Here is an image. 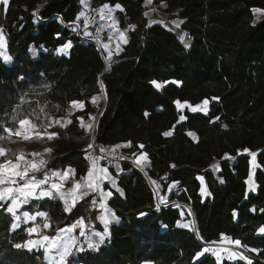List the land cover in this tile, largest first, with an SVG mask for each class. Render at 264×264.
<instances>
[{
    "label": "trees",
    "instance_id": "16d2710c",
    "mask_svg": "<svg viewBox=\"0 0 264 264\" xmlns=\"http://www.w3.org/2000/svg\"><path fill=\"white\" fill-rule=\"evenodd\" d=\"M159 1L166 11L178 10V28L150 21L145 0H92L94 7L120 6L116 20L128 40L111 59L103 47L106 30L95 42L88 40L93 33L73 30L81 0H8L0 5V26L13 57L10 63L0 58V138L5 149L0 162L43 151L40 133L55 134L69 146L54 156L44 153L45 166L32 173L36 178L69 168L74 180L82 178L90 166L92 142H130L125 148L129 153L148 155L147 170L161 194L159 209L151 180L138 168L130 162L109 166L117 188L108 205L119 220L109 225L110 234L98 251H72L67 264H247L219 262L211 253L194 259L203 243L223 235L259 250L252 264H264V234L258 233L264 226V18L255 22L253 12L264 9V0ZM184 30L191 36L189 47L180 40ZM68 42V53H59ZM205 100V113L177 107L178 101L195 105ZM76 101L84 108L73 110ZM89 120L92 130L85 126ZM21 121L35 127L38 142L21 140ZM169 131L172 135L165 136ZM250 152L260 165L256 190L247 184ZM200 177L209 191L206 198L200 193ZM170 186L174 192L168 194ZM98 204L95 193L71 211L57 197L33 199L22 210L46 213L37 220L38 234L27 232L29 224L11 230L13 218L1 207L0 264H49L44 250L14 245L41 234L54 236L81 218L86 229L104 231ZM183 204L192 211L195 227L180 224Z\"/></svg>",
    "mask_w": 264,
    "mask_h": 264
},
{
    "label": "rangeland",
    "instance_id": "374dc122",
    "mask_svg": "<svg viewBox=\"0 0 264 264\" xmlns=\"http://www.w3.org/2000/svg\"><path fill=\"white\" fill-rule=\"evenodd\" d=\"M1 4H3L2 0H0V5ZM81 6L82 7H81L80 14H79V20H78V22H75L74 23L75 25H72V27L76 31H79V29L82 28L85 32L88 33V35L90 33H93L94 37L91 38L93 40L96 39L95 36L98 35L100 33V31L106 30L108 33V42L104 43L103 47H104V50L106 52L107 59L113 58L116 54L119 53V51L123 48V46L125 45V43L128 40L127 30H123V29H120L118 27L117 20H116L117 19V11L115 9H111V8H104V7H99V6L94 7L92 4V0H81ZM145 8H146V15L150 21H152V22L153 21H161L164 24L171 26V27H174V28H178L177 25L180 26V19L177 16L178 13L176 12V10H173L170 12L166 11L162 2H160V1L156 2V0H145ZM101 15H103V17H104L103 19H101ZM85 20H87V24H88L87 28H85ZM0 34L3 35V37L6 41L5 34H4V31H3L1 26H0ZM122 36H123V38H121ZM125 40H126V42H125ZM61 48H59V50H58L59 53H63V54L68 53L69 48L64 52L60 51ZM0 51H5L7 54H9L7 47L4 49H0ZM5 63H10V62H5ZM203 102L195 104V105L191 104L190 102H180L179 104L177 103V107L181 112H184L186 109L191 110L193 107L199 106ZM181 104H183L184 107H180ZM72 109L78 110L76 108V105H73ZM199 109H200V106H199L198 110ZM73 110H70L68 115ZM80 120L83 121L82 118H80ZM91 120L87 121L85 123V126L88 129L92 130V127H89V125L92 126V124H90ZM17 135L21 138L22 141L30 142L34 139V141L38 142V140H36V138H37L36 135H38L37 131H36L35 127L29 122L22 124L21 130L17 132ZM39 135H40L39 137L44 138L43 141H44L45 147H44L43 151L33 153V156H31V157H25L22 154H19L15 159L6 160V161H4L5 163L0 162V164H3V163L7 164V168L4 170V172L8 173L10 175L9 181H8L9 183H10L11 179H15L16 182H18V184H22L24 180H26L28 178L35 177L32 173H34L35 171L41 170L45 166V163L41 164V161L45 162V158L43 157L44 153H47V154H50L51 156H54L60 152H63L69 146L68 142H66L64 140H57V139H55V137L52 134H41L40 133ZM25 137H27V138H25ZM2 141H3V139L0 138V149H2L4 154H5V149L1 147ZM41 145H43V142L40 143V146ZM114 147L121 149V151L123 153H125L128 157H130L134 161V163H136L143 170H147L146 167L143 165L144 164L143 161L140 160V157L144 154L139 155L140 152L139 153L138 152L129 153L128 150L125 149L126 147L122 146V145L114 146ZM239 152L242 153L241 150ZM0 157H2V156H0ZM137 161H140V162L137 163ZM9 162H11V163H9ZM33 165L36 166L35 169L33 168ZM90 166L92 167V169L94 171H96V169L99 168V171H97L95 175L91 176V177H95V178H91L89 180V183L81 182L80 183L81 188L76 189L75 193H81L82 194L83 192L88 191L89 194L87 196H89L91 193H95L97 195V197L99 198V204L101 202H104L105 205H107L108 204L107 198L109 196L105 197L104 195L101 194V191H99V190L98 191H92L91 188L85 187V185L86 184H92L94 186L96 184H99L100 189L102 190L103 193L106 194L108 192H111V194H112L113 181H116V180L114 179V177H112V173L110 171L109 165L103 164V163H100L97 161H92L90 163ZM212 167H213V169H214V167L217 168L218 167L217 163L213 164ZM17 173L25 174L24 179L21 180L20 176L17 175ZM56 173H59V175H56ZM56 173L51 172V173L45 174L43 176V177H45V176L49 175V179H48L49 182L47 183L48 186H49L50 181H57V182L60 181L65 186H70V185L74 184L75 180L73 179L72 176H70V177L68 176V178L66 180L61 179L63 177L65 171H57ZM106 176H111L112 179H105L104 177H106ZM146 176L151 180L153 186L156 187V179H154L152 176H150L149 173H146ZM114 188H117L116 184H115ZM167 192H168V194L174 192L173 187L170 186L169 190ZM56 194H54V195H56ZM57 195H59V194H57ZM87 196H82V198L87 197ZM60 198H61V196H60ZM65 199H67L69 205H71L70 204L71 202L69 201V199L66 196H65ZM164 199L165 198L163 197L162 200L164 202H166L167 200H164ZM63 204L66 208L64 200H63ZM99 204H98V207H99ZM175 204L178 206H181L180 203L179 204L175 203ZM184 205H183V207H185ZM106 209H108V208L106 207ZM185 209H186V212L181 209L182 219H181L180 223H181V225L189 224L190 227H192L193 226V218L191 215V211H190L189 207L185 208ZM99 211H100V215H99V219H100V217L102 215H105V209L99 208ZM107 215L109 216V218H111L110 211L107 212ZM100 221H101V219H100ZM102 225H103V222H102ZM109 225H110V223H109ZM109 225H108V227H109ZM73 226H75V228H74V230H72V233L70 236H73V235H75V236L73 237V240H69L68 244L75 242L77 247L83 245L85 249H88L87 248V242H86L87 236L91 235L94 232H101V231H97L94 229L88 230L86 228H83L86 235L80 236L79 232L81 231V227L79 226V223L74 224ZM73 226H71L70 228H72ZM92 238L94 241L99 240V237H96V236H93ZM220 240L222 241V239H220ZM45 244H47V243H45ZM221 244H223V242H221ZM204 248L212 249L213 251H211L209 253H211L216 258V260L219 262H221L224 259L241 260L238 258L229 259V256L232 252L230 250H228L226 247H224L223 245H218V244L215 245L212 242V245L206 244V245H204ZM72 249L77 251L76 248H72ZM72 249H71V251H72ZM217 252L219 253V258H217V255L215 254ZM235 253L242 254L243 256L248 257L249 260L253 259L251 256V254L253 253L252 251H249L248 253H243V252L242 253L235 252ZM55 254L56 253L54 252L48 256L46 255L47 262L49 264H56V261H54L52 259V256ZM242 261H244V260H242ZM142 264H154V263H151L149 261V262H144Z\"/></svg>",
    "mask_w": 264,
    "mask_h": 264
},
{
    "label": "snow or ice",
    "instance_id": "6c2138e0",
    "mask_svg": "<svg viewBox=\"0 0 264 264\" xmlns=\"http://www.w3.org/2000/svg\"><path fill=\"white\" fill-rule=\"evenodd\" d=\"M2 3L4 5H7L8 4V0H2ZM103 7L104 8H108V5H104ZM116 7L120 8L119 5H116ZM257 11L259 12L260 10H257ZM103 18H104L103 15H101V19H103ZM87 26H88L87 20H85V28H87ZM177 27H179V25H177ZM73 30H75V29H73ZM85 35H88V33L85 32ZM56 36H57V38H59L60 34L57 33ZM186 36H188V33L185 32L183 35L180 36V40H181V42L185 43V47H189L190 45L187 42H185V37ZM121 38H123V36ZM125 42H126V40H125ZM70 47H71V43L68 42L60 49V51L64 52ZM4 48H6V41H5L4 37H3V35L0 34V49H4ZM32 51H33V55H35L36 54V50L33 49ZM0 58H2L4 62H12L13 61V57L11 55L7 54L5 51H0ZM153 83L155 84V86L157 88L161 87V85L159 83H157L155 81ZM214 99H219V98H214ZM177 103L179 104L180 102L178 101ZM203 103H204L205 108H206V106L208 104V100H205ZM180 107H184V105L181 104ZM198 108H199V106H196V107H193L191 110L193 112H195V111L198 110ZM200 110H204V109H200ZM179 119L182 121V120L185 119V117L184 116H180ZM217 119H219V117H217ZM25 123H28V122L27 121H21V124H25ZM89 127H92V126L89 125ZM225 127H227V126L225 125ZM7 131H10V130H7ZM53 135H55V134H53ZM164 135L165 136H171L172 132L171 131L166 132V133H164ZM189 135H194V134L193 133H189ZM25 138H27V137H25ZM91 146L92 145L90 144L89 147H91ZM128 146H131L130 142H129ZM139 147L143 148V145H140ZM3 155H4V152H3L2 149H0V156H3ZM253 159H255L254 154H253ZM140 160L141 161H146L147 160V154L145 153L144 155H142L140 157ZM139 162L140 161H137V163H139ZM9 163H11V162H9ZM44 163H45L44 161H41V164H44ZM172 167H175V165H172ZM6 168H7V164H0V184H3L5 182L4 179H3V172H4V170ZM33 168L35 169L36 166L33 165ZM69 173H72L74 175V170L69 168L64 173V175H63V177L61 179L66 180L68 178ZM17 175L20 176L21 180L24 179V175L25 174L17 173ZM56 175H59V173H56ZM89 176H91V173H89ZM104 178L105 179H112L111 176H106ZM48 179H49V177L45 176L42 180L36 181L35 177H32L31 178V182L25 183L22 187L16 189V191L19 192L20 196L23 197L22 203H27L29 197H32L34 199L38 198L36 196L35 192L32 190L33 187L46 183L48 181ZM10 183H15V181L14 180L10 181ZM85 187L91 188L92 191H98L99 190V191H101V194L104 195L105 197L111 196V192H108L106 194L103 193L102 190L100 189L99 184H96L94 186L92 184H86ZM113 187H115V181H113ZM51 188L56 189L57 191H59L60 185L53 183L51 185ZM79 188H81V184L79 182H77L74 185V188L70 189V192L75 193V190L79 189ZM26 189H27V191H25ZM117 191H121V190L117 189ZM13 193H14V190L11 187H8V188H5V189H0V202H4V201H6V199H10L12 201V203H11V205H9L5 209V211L7 213L12 214V216H13L15 221H19L21 219V217L19 215H16L15 209L20 207V206H22V205H17V197L15 195H13ZM51 194L52 193L50 191H41L39 195L42 197V196H50ZM88 194H89L88 191H85L81 195H76L75 199L73 200V203L71 205H69L68 200L65 199V194L64 193H60V196H61V199L64 200V203L66 205V211H71V207L74 206L75 201L81 199L82 196H87ZM121 194H123L122 191H121ZM92 203H93V205L96 204L95 201H92ZM0 207H2V204H0ZM99 208L100 209H105V215H102L100 217V219H101V221L103 222V225H104V231H102V232H94L91 235L87 236V240H86L87 248L91 249V250H96V251L99 250L100 245L104 244L105 238L110 234L109 231H108L109 223H111L112 220H116V221L119 220V217H117L114 212L111 213V218H109V216L107 215V212L109 210L106 209V205H105L104 202H101L99 204ZM157 208L159 209V205H157ZM252 211H255V209H252ZM261 211H264V209H262ZM37 215L44 217V216H46V213L41 212V213H38ZM141 215H143V213ZM23 216L26 218V222H27V220H35V218H36L35 216H31L27 211H25L23 213ZM79 226L81 227V231L79 232V235L80 236H85L86 233L83 230V228H84V220H83V218L80 219ZM17 227H18V224L14 222L11 225V230H16ZM44 227L47 228V227H49V225L45 224ZM183 227L188 228V227H190V225L189 224H184ZM74 228H75V226H73L72 228H70L68 230L72 231V230H74ZM27 232L29 234H32V233L37 232V229L35 227H30V228L27 229ZM258 232L259 233H264V226H261L258 229ZM93 236L99 237V240L98 241H94L93 238H92ZM42 239L45 242L52 241L51 244H45L44 245V250H45V254L46 255H48L51 252H55L56 253L55 255L52 256V259L54 261H56V264H65L66 258L71 255V249L72 248H76L78 252L85 251V248H84L83 245L77 247L75 242H73L71 244H67V243L57 244V243H55V240L58 239V237L57 238H50L48 236H44ZM224 240L228 241L229 243H234L237 246H239L241 244V241L239 239L231 241L228 237H224ZM14 247L17 248V249H20V248L23 247V248H26L28 251H32L35 248L38 251L39 248H40V241L29 239L23 245L17 243V244L14 245ZM248 250L249 251H253V252L259 251L257 249H248ZM211 251H213V250L209 249V248H203L202 251H200V252L195 254L194 259L199 258V257H203V256H205L206 253H209ZM215 254L217 255V258H219V253L217 252ZM233 258H238V259L246 261L247 264H252V261L249 260L248 257L243 256L242 254H237L235 252H232L230 254V256H229V259H233ZM200 264H204V261L201 260Z\"/></svg>",
    "mask_w": 264,
    "mask_h": 264
},
{
    "label": "crops",
    "instance_id": "0c3cea01",
    "mask_svg": "<svg viewBox=\"0 0 264 264\" xmlns=\"http://www.w3.org/2000/svg\"><path fill=\"white\" fill-rule=\"evenodd\" d=\"M160 2H162V3H163V6L166 8L165 3H164L163 1H160ZM104 5H108V4H104ZM104 5H101V6H99V7H103ZM144 5H145V2H144ZM108 8L115 9L116 11L119 9V8H117L116 6H111V5H108ZM175 10H176V12L178 13V10H177V9H175ZM257 10H260V11L258 12ZM253 12H254V20H255V22H257V21H259L260 19L264 18V9H261V8H255ZM153 22H154V21H153ZM181 23H182V20L180 19V25H181ZM5 38H6V36H5ZM6 47H7V38H6ZM122 49H123V48H122ZM122 49H121L120 51H122ZM120 51H119V52H120ZM179 102H180V101H179ZM184 102H186V101H184ZM73 105H76V108H77L78 110L84 108V103H83L82 101H76V102H73V103H72V106H73ZM119 145H122V146L128 147L127 144H113L112 146H119ZM241 151H242V153L245 152L244 150H241ZM138 153H139V152H138ZM142 154H145V153H144V152H140L139 155H142ZM253 154H254V156H255V159H253ZM250 155H251V159H250V166H251V169H250L249 177H248V179H247V184H248V188H249V190H256V188H257V183H256V181H255V173H256V170L260 167V165H259V163H258V161H257L256 153H255V152H250ZM4 163H5V162H4ZM4 163H3V164H4ZM143 163H144L143 165L146 167V169H148V167H149V157H148V155H147V160H146V161H143ZM93 168H94V167H93ZM92 170H93L92 167L89 166V169H88L86 175L83 176V177L80 178V179L75 180V181H74V184H73V185H70V186H65V185L62 184V182H60V181H59V182H57V181H50L49 186L47 185V183H48L49 181H47V182L44 183V184H41V185H38V186H34L32 190L35 192L36 196L38 197V198H35V199H45V198H53V197H57V198H59V199L62 201V203H63V200L60 198L59 195H60V193H64L65 196H66V197L69 199V201L71 202L70 204H72L74 199H71V198H70V194L73 193V192H70V189H73V188H74V185H75L77 182H79V183H81V182H87V183H89V180H90L91 178H95V177H91V176L95 175L96 172L99 171V168H97L96 171H94V170L92 171ZM214 170H215V171H218V167H217V168L214 167ZM56 172H57V171H54V173H56ZM65 172H66V171H65ZM89 173H91V176H89ZM68 176H69V177H70V176L73 177V174H72V173H69ZM9 177H10V175H9L8 173L3 172V179H4L5 182H4L3 184H0V189H5V188H8V187L13 188V190H14L13 195H15V196L17 197V205H22V206H20V207H18V208L15 209V213H16V215H19V216L21 217V219H20L19 221H15L14 218H13V216H12V214H11V216H12V218H13V223L15 222V223L18 224L17 229L20 228V227H21L22 225H24V224H26V225L29 224L30 227H35V228L37 229V232H35V233H33V234H38L39 231H40V223H38L37 220H38V218L41 217V216L37 215L38 213H33V214H32V213L28 212L31 216H35L36 218H35V220H27V222H26V218L23 216V213H24L25 211L22 210V207H23L25 204H27L29 201L33 200L34 198L29 197L27 203H22V201H23V197L20 196L19 192L16 191V189L22 187L25 183L31 182V178H28V179L24 180L22 184H18V182H16L15 179H11V181L14 180L15 183H9V182H8V181H9ZM48 177H49V175H48ZM112 177H114V176L112 175ZM43 178H44V177H43ZM43 178H36V177H35L36 181H40V180H42ZM114 179L116 180L115 177H114ZM199 180H200V183H201L200 193H201V195H202L203 198H206V197L209 196V191H208V189H207V186H206L205 180H204L203 177H200ZM53 183H55V184H59V185H60L59 191H57L56 189L51 188V185H52ZM115 184H116V186H117L116 181H115ZM112 189H113V187H112ZM107 190H108V189H107ZM25 191H27V189H26ZM41 191H50L52 194H51L50 196H42V197H41V196L39 195ZM56 193L59 194V195H57ZM54 194H56V195H54ZM112 196H113V191H112L111 196H109V197L107 198V203H108L109 199H110ZM81 199H82V198H81ZM81 199L76 200V201H75V204H76L78 201H80ZM11 203H12V201H11L10 199H6V201H4V202H0V204H2V207L5 206L6 208H7L9 205H11ZM75 204H74V205H75ZM72 207H73V206H72ZM106 207H107L108 210L110 211V214H111L112 212H114L113 210H111V208L109 207L108 204L106 205ZM0 208H1V207H0ZM190 211H191V210H190ZM114 213H115V212H114ZM113 221H114V220H112V222H113ZM112 222H111V223H112ZM111 223H110V224H111ZM180 224H181V223H180ZM72 226H73V225H72ZM30 227H29V228H30ZM70 227H71V226H69V227H65V228H62V229L59 230L54 236H49V235H46V234H41V235H39L38 237L33 238L32 240H38V241H40V248H39V249H42V250H44V245H45V243L50 244V243L52 242V241H47V242L43 241L42 238H43L44 236H48V237H50V238H57V237H58V239L55 240V243H57V244L67 243V244H68L69 240H73V237L75 236V235L70 236L71 233H72V231H69V230H68V229H70ZM84 228H85V225H84ZM258 233H259V232H258ZM259 234H264V233H259ZM70 237H71V238H70ZM32 251H37V250L34 248ZM72 251H75V250L72 249ZM72 251H71V252H72ZM44 252H45V250H44ZM52 253H54V252H51V253H49L48 255H50V254H52ZM48 255H47V256H48ZM67 258H68V257H67ZM67 258H66V262H65V264H67ZM147 262H149V261H147ZM150 262L153 263L152 261H150Z\"/></svg>",
    "mask_w": 264,
    "mask_h": 264
},
{
    "label": "built area",
    "instance_id": "2783aa9c",
    "mask_svg": "<svg viewBox=\"0 0 264 264\" xmlns=\"http://www.w3.org/2000/svg\"><path fill=\"white\" fill-rule=\"evenodd\" d=\"M188 33V31L184 30L182 32V35L184 33ZM191 36L188 33V36L185 37V42H188L190 40ZM209 103V102H208ZM200 109H204V110H198L201 111L203 113L207 112L209 104H207L206 108L205 105L202 103L199 105ZM91 147L89 148V151L87 152V159L88 161L91 163L92 161H97L103 164H107L109 166L113 165H119L122 162H130L132 163L136 168H138L145 176L146 173H148V170H143L141 167H139L136 163H134V161L128 157L125 153H123L121 151V149L115 148L112 145H100V144H96L94 142L91 143ZM154 194H155V200H156V205H161L160 203V198H161V194L160 191L154 187ZM76 195H81V193H72L70 195L71 199H75ZM184 205V204H183ZM185 208H188V205H184ZM190 209V208H189ZM224 237H228L231 241H234V239L230 236L227 235H223L220 237V239H222V241L219 239L212 241L215 245H223L224 247H226L228 250H230L231 252H240V253H248L250 248H247L246 246H243L242 244H240L239 246L235 245L234 243H229L228 241L224 240ZM212 242L206 243V244H211ZM221 242H223V244H221ZM253 252V251H252ZM252 258L255 259L257 258L255 252H253L251 254ZM251 259V261L253 260ZM237 259L233 260L236 261Z\"/></svg>",
    "mask_w": 264,
    "mask_h": 264
},
{
    "label": "water",
    "instance_id": "95a60500",
    "mask_svg": "<svg viewBox=\"0 0 264 264\" xmlns=\"http://www.w3.org/2000/svg\"><path fill=\"white\" fill-rule=\"evenodd\" d=\"M73 25H75V24H73ZM88 40H90V41H92V42H95V41L92 40V39H88ZM104 108H105V103H104V105H103V108H102V111H101L100 115L102 114ZM100 115H99V116H100ZM94 130H95V126H94ZM191 212H192V211H191ZM192 218H193V226L195 227V220H194L193 213H192ZM203 244L206 245V243H203Z\"/></svg>",
    "mask_w": 264,
    "mask_h": 264
},
{
    "label": "bare ground",
    "instance_id": "6f19581e",
    "mask_svg": "<svg viewBox=\"0 0 264 264\" xmlns=\"http://www.w3.org/2000/svg\"><path fill=\"white\" fill-rule=\"evenodd\" d=\"M191 215H192V212H191Z\"/></svg>",
    "mask_w": 264,
    "mask_h": 264
}]
</instances>
